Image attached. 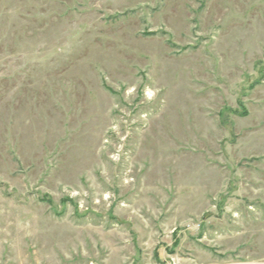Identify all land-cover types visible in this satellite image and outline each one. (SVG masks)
<instances>
[{"label":"rangeland","instance_id":"374dc122","mask_svg":"<svg viewBox=\"0 0 264 264\" xmlns=\"http://www.w3.org/2000/svg\"><path fill=\"white\" fill-rule=\"evenodd\" d=\"M0 264H264V0H0Z\"/></svg>","mask_w":264,"mask_h":264},{"label":"trees","instance_id":"16d2710c","mask_svg":"<svg viewBox=\"0 0 264 264\" xmlns=\"http://www.w3.org/2000/svg\"><path fill=\"white\" fill-rule=\"evenodd\" d=\"M224 112V111H223Z\"/></svg>","mask_w":264,"mask_h":264}]
</instances>
